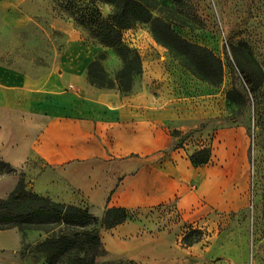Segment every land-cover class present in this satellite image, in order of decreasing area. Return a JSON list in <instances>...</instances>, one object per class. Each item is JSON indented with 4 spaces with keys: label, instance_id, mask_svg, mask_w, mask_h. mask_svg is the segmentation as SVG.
<instances>
[{
    "label": "rangeland",
    "instance_id": "rangeland-1",
    "mask_svg": "<svg viewBox=\"0 0 264 264\" xmlns=\"http://www.w3.org/2000/svg\"><path fill=\"white\" fill-rule=\"evenodd\" d=\"M137 1L151 19L123 29L122 39L141 55L140 76L126 71L117 49L102 44L93 33L96 21L109 20L117 10L110 0H0V63L32 75L46 73L56 67L70 38L77 36L103 48L94 60L90 82L122 93L139 90L145 69L153 63L156 74L165 75L166 91L196 97L203 108L196 128L172 130L177 142L194 150L211 146L220 130H234L232 146L248 167L247 177L235 179V187L247 206L210 213L193 224L170 203L130 209L127 221H137L141 232L166 231L173 237L192 228L204 230L193 233L191 239L202 241L177 264H264V0ZM15 174L20 180L24 168ZM15 187L12 177L0 180V198ZM88 209L99 218L106 212ZM106 229H101L103 242ZM43 234L29 230L24 235L16 227L0 230V264H47L35 250L22 254ZM120 260L130 259L108 251L97 263Z\"/></svg>",
    "mask_w": 264,
    "mask_h": 264
},
{
    "label": "crops",
    "instance_id": "crops-1",
    "mask_svg": "<svg viewBox=\"0 0 264 264\" xmlns=\"http://www.w3.org/2000/svg\"><path fill=\"white\" fill-rule=\"evenodd\" d=\"M102 50L72 36L46 73L0 63V159L24 168L35 193L84 208L173 203L193 224L210 213L245 209L235 179H245L248 167L232 146L234 130H220L210 161L194 164L191 155L201 147L188 149L172 130L198 126L203 115L198 98L166 91L165 75H157L153 63L137 91L96 87L88 72ZM5 177L14 186L19 181L15 173L0 180ZM105 234L108 251L139 264H177L197 245L186 246L183 236L166 231L141 232L129 220Z\"/></svg>",
    "mask_w": 264,
    "mask_h": 264
},
{
    "label": "trees",
    "instance_id": "trees-1",
    "mask_svg": "<svg viewBox=\"0 0 264 264\" xmlns=\"http://www.w3.org/2000/svg\"><path fill=\"white\" fill-rule=\"evenodd\" d=\"M110 1L116 3L117 10L109 20L96 21L93 33L102 44L117 49L125 61L126 71L140 76L143 72L141 55L123 42L122 30L139 20L149 21L150 12L137 0ZM173 34L176 35L174 32ZM96 63L93 61L89 67L90 76L91 68ZM217 67L219 75L223 76L220 60ZM91 83L94 84L95 81L92 80ZM211 154V146L203 147L191 155V160L196 165H204L210 161ZM0 166V171L6 174L17 172L5 160L0 159ZM128 218V209L124 207L108 208L104 216L99 218L88 208L43 197L28 188L24 175L8 197L0 198V230L16 227L24 235L29 230L43 231V237L35 245H27L22 254L25 256L35 250L45 256L47 264H98L97 260L108 254L102 241L101 229L116 227ZM193 233L205 232L200 228H192L182 238L184 245L192 246L202 241V237L191 239ZM109 264L138 263L134 260H120Z\"/></svg>",
    "mask_w": 264,
    "mask_h": 264
}]
</instances>
